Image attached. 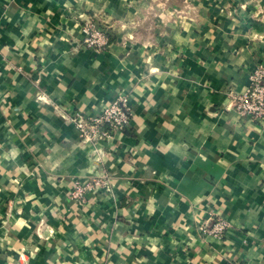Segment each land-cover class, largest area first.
<instances>
[{
    "label": "crops",
    "instance_id": "1",
    "mask_svg": "<svg viewBox=\"0 0 264 264\" xmlns=\"http://www.w3.org/2000/svg\"><path fill=\"white\" fill-rule=\"evenodd\" d=\"M257 61L264 0H0V264H264V122L232 101ZM120 95L98 166L68 117ZM101 172L110 192L70 200Z\"/></svg>",
    "mask_w": 264,
    "mask_h": 264
},
{
    "label": "built area",
    "instance_id": "2",
    "mask_svg": "<svg viewBox=\"0 0 264 264\" xmlns=\"http://www.w3.org/2000/svg\"><path fill=\"white\" fill-rule=\"evenodd\" d=\"M84 32L83 43L86 48L101 52L109 45L111 27L104 16H97L83 21L81 25ZM42 100V98L40 97ZM232 101L236 113L243 119L256 122H264V62L257 61L249 74V83L244 92L232 95ZM57 108V106H55ZM131 109L125 95H120L101 108L97 115L86 117L81 113H74L68 117L78 132L82 142L92 145L96 164H102V151L105 145L98 146V142H108L115 133L129 126ZM107 147V146H106ZM111 191V182L104 173L91 175L89 177L75 178L71 181L68 197L71 201L84 202L89 192ZM228 222L221 218L216 219L209 228H202L206 235L221 237L228 228ZM225 264H240L229 260Z\"/></svg>",
    "mask_w": 264,
    "mask_h": 264
}]
</instances>
